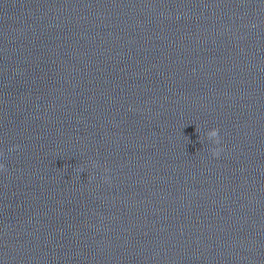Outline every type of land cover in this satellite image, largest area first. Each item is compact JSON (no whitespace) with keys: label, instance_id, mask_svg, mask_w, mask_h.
Returning a JSON list of instances; mask_svg holds the SVG:
<instances>
[{"label":"clouds","instance_id":"9594fccd","mask_svg":"<svg viewBox=\"0 0 264 264\" xmlns=\"http://www.w3.org/2000/svg\"><path fill=\"white\" fill-rule=\"evenodd\" d=\"M206 136L214 145L220 144L219 129L212 128V129L208 130L206 133ZM15 147H18V146H15ZM210 151H211V154L213 155V157H218L220 152L222 151V149L219 147H213L210 149ZM2 155L3 154L0 153V156H2ZM0 171H6V167L3 163H0ZM105 179H107V178H105Z\"/></svg>","mask_w":264,"mask_h":264}]
</instances>
